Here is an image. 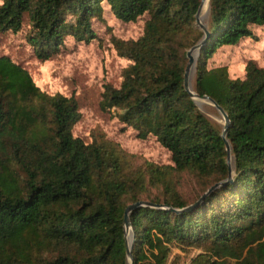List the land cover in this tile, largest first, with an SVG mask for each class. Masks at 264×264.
I'll use <instances>...</instances> for the list:
<instances>
[{"label": "trees", "instance_id": "1", "mask_svg": "<svg viewBox=\"0 0 264 264\" xmlns=\"http://www.w3.org/2000/svg\"><path fill=\"white\" fill-rule=\"evenodd\" d=\"M104 2L124 23L150 19L138 40L113 42L132 64L120 87L104 86L100 106L120 109L139 138L155 136L174 165L138 164L113 141L75 137V96L42 91L0 57V264H128L124 216L137 202L152 206L130 213L132 264H182L194 250L189 264H264V68L249 63L244 80L207 68L218 49L264 26V0H210L194 92L230 119L234 173L189 211L204 193L184 199L182 174L213 185L229 176L223 131L184 87L186 50L204 37L195 28L201 0H3L0 33L21 31L27 15L28 41L48 60L67 36L96 38L92 20Z\"/></svg>", "mask_w": 264, "mask_h": 264}, {"label": "rangeland", "instance_id": "2", "mask_svg": "<svg viewBox=\"0 0 264 264\" xmlns=\"http://www.w3.org/2000/svg\"><path fill=\"white\" fill-rule=\"evenodd\" d=\"M2 3L3 0H0V5ZM209 12L201 21L208 30ZM149 19L150 15L145 14L136 22L124 23L114 16L104 2L101 14L92 20L95 39L86 42L67 36L63 46L51 59L41 60L28 41L31 25L26 15L21 31L0 33V57H8L13 63L24 68L42 91L50 95L75 96L81 113L80 121L73 127L75 137L86 143H91L95 137L113 141L127 154L135 156L138 164L151 162L160 166H173L171 152L164 148L155 136L139 138L134 128L119 121L120 109L104 111L100 106L104 86L120 87L124 70L132 64L127 58L118 55L113 42L138 40L143 36ZM195 28L202 31L197 22ZM252 31L253 38H246L237 45L218 49L207 61L208 70L226 68L231 79L244 80L249 63L264 68V26H255ZM194 46H190L186 52ZM195 82L196 69L190 79L192 89ZM196 104L200 111L223 131L226 123L220 112L206 100L196 99ZM178 179V190L189 203L213 186L212 182L192 173H184ZM126 239L129 247L135 243L133 229L126 230ZM198 252L192 251L184 258L182 264H189L190 257ZM128 264H132L130 260Z\"/></svg>", "mask_w": 264, "mask_h": 264}, {"label": "water", "instance_id": "3", "mask_svg": "<svg viewBox=\"0 0 264 264\" xmlns=\"http://www.w3.org/2000/svg\"><path fill=\"white\" fill-rule=\"evenodd\" d=\"M207 1L209 3V7H210V0H201V5H200V7H199V9H198V11L196 13V22H197V25L200 27V29L204 32V37L198 44H196L194 47L191 48V50H189L187 52L188 63H187V66H186V69H185V74H184V87H185V90L190 94L191 98L195 101V103H196V99L206 100V101L210 102L220 112V114L223 116L226 125H225V127L223 129V132H222V139L225 142L226 151H227V154H228L227 164L229 166V176H228L227 180L219 182V183L213 185L211 188H209L208 191L195 204L188 206L183 211H189V210L193 209L194 207L199 205L201 203V201L205 197L210 195L216 189H218L221 186H225L227 183H229L232 180L233 173H234L233 165H232V155H231L232 154V148H231V145H230L229 141L227 140V131H228L227 129H228V124L230 122V119H229L227 113L214 100H212L208 96L201 97L196 92H194L192 90V88L190 86V82H189L190 81L191 70L193 68L196 69L197 62H198V59H199V53H200L201 49L206 45V43L208 42V39L210 37L209 30L204 25H202V23L200 21V16H201L203 7H204V5H205V3ZM194 52H196V54H193ZM148 205L152 206V204H149L147 202H137V203L132 204V205L127 207V209L125 211V216H124V224H125V229L126 230L132 229L131 223H130V213H131V211H133L135 208H138V207H141V206H148ZM132 247H133V245L130 246L128 248V250H127V256H128V259L131 261V263H132V258H133Z\"/></svg>", "mask_w": 264, "mask_h": 264}, {"label": "bare ground", "instance_id": "4", "mask_svg": "<svg viewBox=\"0 0 264 264\" xmlns=\"http://www.w3.org/2000/svg\"><path fill=\"white\" fill-rule=\"evenodd\" d=\"M208 12H209V3H208V1L205 3V5H204V7H203V10H202V13H201V16H200V21H202V19L205 17V16H207L208 15ZM204 20V19H203ZM202 23V22H201ZM203 24H205V23H203ZM202 24V25H203ZM205 26V25H204ZM193 54H196V52H194ZM194 71H195V69L193 68L192 70H191V75H190V79L192 78V75H193V73H194ZM190 82V81H189ZM190 86H191V84H190ZM193 86H191V88H192ZM194 89V88H193ZM192 89V90H193Z\"/></svg>", "mask_w": 264, "mask_h": 264}]
</instances>
